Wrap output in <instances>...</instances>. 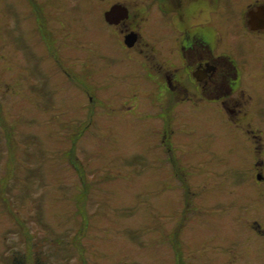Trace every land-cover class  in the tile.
I'll list each match as a JSON object with an SVG mask.
<instances>
[{"label": "rangeland", "instance_id": "rangeland-1", "mask_svg": "<svg viewBox=\"0 0 264 264\" xmlns=\"http://www.w3.org/2000/svg\"><path fill=\"white\" fill-rule=\"evenodd\" d=\"M34 1L60 21H46L52 56L36 27L33 33L25 29L31 20L24 8L31 4L0 0L8 4L0 9L9 20L0 28V264H11L14 252L31 248H43L46 264H170L161 253L159 223L168 227L175 221L170 214L177 190L171 186L178 179L170 178V157L156 150L160 141L147 116L155 117L158 110L142 108L149 103L146 85L135 83L139 113L113 112L104 70L108 61L97 58L111 40H80L93 31L91 21L104 4ZM73 11L77 17L72 18ZM55 54L76 80L55 64ZM77 56L82 57L79 63ZM72 65L80 75L75 76ZM197 121L202 122L201 115ZM185 131L179 133L182 141L175 140L182 169L202 161L183 151L191 147ZM241 141L237 135L231 138L239 152L208 158L210 171L219 161L225 164V189L235 179L240 188L233 205L207 213L194 210L185 232L188 246L193 244L190 251L199 250L190 264H264L261 238L249 227L250 216L264 212V199L253 174L254 157ZM199 192L193 197L201 198ZM205 235L210 243L198 247ZM212 235L221 238L222 248Z\"/></svg>", "mask_w": 264, "mask_h": 264}, {"label": "flooded vegetation", "instance_id": "flooded-vegetation-1", "mask_svg": "<svg viewBox=\"0 0 264 264\" xmlns=\"http://www.w3.org/2000/svg\"><path fill=\"white\" fill-rule=\"evenodd\" d=\"M100 1L104 7L94 14L93 31L80 40H111L107 51L103 53L100 49L97 58L106 57L108 61L104 70L108 76L106 88L111 90L109 107L113 112L125 108L139 113V106L133 100L138 96L135 83L141 81L147 87L149 103L142 108L158 110L155 117L147 116L153 120V124H148L160 141L156 150H163L170 157V178L178 179L171 186L177 190L174 213L170 214L175 221L169 222L168 227L159 223L161 253L169 258L170 264H190V257L199 250L190 251L189 246L193 244L188 246L186 235L194 210L207 213L226 204L233 205L234 193L240 188L235 179L225 189V164L219 161L210 171L213 164L208 159L221 153L239 152L231 142L236 135L242 137L241 144L254 157L253 174L264 199V0ZM27 2L31 6L24 9L31 23L25 29L33 33L36 27L37 38L44 40L45 50L50 53L46 21L60 23L59 18L51 16L45 7H36L34 0ZM4 3L0 6L8 5ZM4 11L0 9V28L9 21ZM74 12L72 18L77 17ZM49 31L52 33L51 28ZM2 41L0 61L4 57ZM60 60L55 54V64L67 74L70 67ZM81 60L77 56L75 61ZM71 70L75 76L81 74L74 65ZM140 93H143L141 89V97ZM198 115L202 116L201 123L197 121ZM176 117L185 119L178 121ZM173 126L181 127L175 130ZM183 128L191 146L183 151L202 156L201 163L185 169L176 158V143L182 141L179 133ZM194 129L196 133H192ZM213 141L218 144L213 145ZM161 142H164L162 147ZM194 172L203 175L196 176ZM194 190L200 191L201 198L193 197ZM250 218L249 227L261 238L264 249V212L252 214ZM201 225L205 226L204 221ZM211 239L222 248L220 237L212 235ZM199 241L198 247L205 248L210 243L209 235ZM43 251V248L41 251L31 248L25 254L16 251L13 264H46Z\"/></svg>", "mask_w": 264, "mask_h": 264}, {"label": "trees", "instance_id": "trees-1", "mask_svg": "<svg viewBox=\"0 0 264 264\" xmlns=\"http://www.w3.org/2000/svg\"><path fill=\"white\" fill-rule=\"evenodd\" d=\"M20 260H21V259H20ZM11 264H13V260H12Z\"/></svg>", "mask_w": 264, "mask_h": 264}]
</instances>
